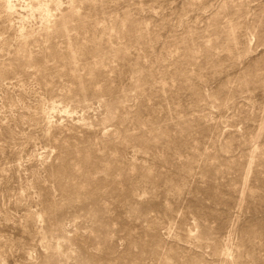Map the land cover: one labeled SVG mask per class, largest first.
Returning a JSON list of instances; mask_svg holds the SVG:
<instances>
[{
  "label": "rangeland",
  "instance_id": "374dc122",
  "mask_svg": "<svg viewBox=\"0 0 264 264\" xmlns=\"http://www.w3.org/2000/svg\"><path fill=\"white\" fill-rule=\"evenodd\" d=\"M7 1L0 264H264V0Z\"/></svg>",
  "mask_w": 264,
  "mask_h": 264
},
{
  "label": "bare ground",
  "instance_id": "6f19581e",
  "mask_svg": "<svg viewBox=\"0 0 264 264\" xmlns=\"http://www.w3.org/2000/svg\"><path fill=\"white\" fill-rule=\"evenodd\" d=\"M6 11L10 15L19 14L16 5L13 4L12 0H8L6 4ZM21 14V13H20ZM21 17V16H20Z\"/></svg>",
  "mask_w": 264,
  "mask_h": 264
}]
</instances>
